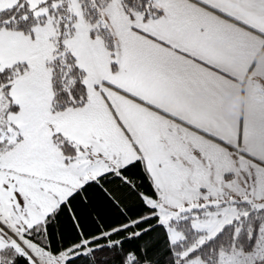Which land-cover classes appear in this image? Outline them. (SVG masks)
I'll return each mask as SVG.
<instances>
[{
  "label": "snow or ice",
  "instance_id": "1",
  "mask_svg": "<svg viewBox=\"0 0 264 264\" xmlns=\"http://www.w3.org/2000/svg\"><path fill=\"white\" fill-rule=\"evenodd\" d=\"M262 56L264 0H0V264H264Z\"/></svg>",
  "mask_w": 264,
  "mask_h": 264
},
{
  "label": "clouds",
  "instance_id": "2",
  "mask_svg": "<svg viewBox=\"0 0 264 264\" xmlns=\"http://www.w3.org/2000/svg\"><path fill=\"white\" fill-rule=\"evenodd\" d=\"M240 99H242V98H240V97H235V98H233V100L231 101V103H230V105H229V110H230V111H234V110H235V106L237 105V102H238V100H240Z\"/></svg>",
  "mask_w": 264,
  "mask_h": 264
},
{
  "label": "crops",
  "instance_id": "3",
  "mask_svg": "<svg viewBox=\"0 0 264 264\" xmlns=\"http://www.w3.org/2000/svg\"><path fill=\"white\" fill-rule=\"evenodd\" d=\"M258 59H264V56H262V57H258ZM230 103H231V100L229 101V105H230ZM229 105L227 106L228 107V110H229ZM230 111V110H229Z\"/></svg>",
  "mask_w": 264,
  "mask_h": 264
}]
</instances>
